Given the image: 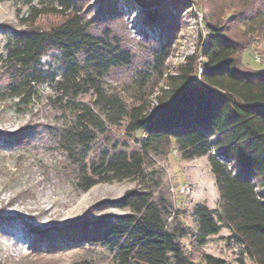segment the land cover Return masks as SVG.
Wrapping results in <instances>:
<instances>
[{
    "label": "trees",
    "instance_id": "obj_1",
    "mask_svg": "<svg viewBox=\"0 0 264 264\" xmlns=\"http://www.w3.org/2000/svg\"><path fill=\"white\" fill-rule=\"evenodd\" d=\"M0 1L27 7L21 27L0 50V104L13 101L23 113L38 87L49 85L44 102L60 115L51 138L74 169L76 191L136 183L108 202L119 214L94 220L89 210L68 225L31 227L35 250L89 245L107 249L102 264H198L208 237L225 227L253 264H264V66L253 70L242 62L254 41H264V0H199L204 34L196 52L172 70L165 61L179 15L188 9L184 2L140 1L144 24L158 29L163 42L134 68L131 52L109 26L92 29L84 0ZM47 15L60 21L36 24ZM50 53L56 74L41 64ZM118 130L124 139L115 136ZM21 133H7L5 143L20 142ZM172 151L182 160L205 156L214 178L217 208L194 204L195 228L165 196L154 195L161 174L153 160ZM203 261L225 264L209 254ZM98 262L89 256L73 264Z\"/></svg>",
    "mask_w": 264,
    "mask_h": 264
},
{
    "label": "rangeland",
    "instance_id": "obj_2",
    "mask_svg": "<svg viewBox=\"0 0 264 264\" xmlns=\"http://www.w3.org/2000/svg\"><path fill=\"white\" fill-rule=\"evenodd\" d=\"M140 1L153 0H84L83 3L85 18L94 23L92 29L99 32L109 26L121 45L131 52L134 68L148 60L151 51L163 42L158 29L144 24ZM179 1L186 3L188 9L179 15L176 37L165 61L168 70L182 63L185 56L194 54L200 34H204L205 18L199 8L200 1ZM26 10L22 3L0 1V50L7 35L21 27L19 19ZM232 12L226 10V17ZM59 21V17L47 15L38 18L36 24L48 27ZM261 41H254L242 55L243 64L250 69L259 70L264 66V49H257ZM255 50L261 53L260 63L254 60ZM52 54L43 56L41 64L49 66L56 74ZM128 72L126 69L117 74L114 84L122 82ZM49 88V85L38 87L37 97L23 113L17 111L13 101L0 104V264H73L89 256L102 264L101 256L108 253L104 247L73 245L54 251L34 247L37 240L31 227L68 225L81 220L89 210L94 220L107 214H119L121 210L109 207L108 202L118 199L136 184L123 180L99 183L85 192L76 191L74 169L51 138L50 130L60 122V115L44 102L51 93ZM18 131L23 137L20 142L5 143L7 133ZM114 134L121 140L125 138L122 131ZM153 161V168L161 174V184L154 195L165 196L175 210L182 212L185 224L196 226L191 217L194 204L202 202L209 208H217L218 192L205 156L182 160L172 151ZM183 184L191 187V194L179 193L178 187ZM229 236L230 231L225 227L209 236L195 262L205 264L203 254H209L225 260V264H253L243 246ZM183 243L187 245V239H183Z\"/></svg>",
    "mask_w": 264,
    "mask_h": 264
},
{
    "label": "built area",
    "instance_id": "obj_3",
    "mask_svg": "<svg viewBox=\"0 0 264 264\" xmlns=\"http://www.w3.org/2000/svg\"><path fill=\"white\" fill-rule=\"evenodd\" d=\"M257 49H264V41H261V42L259 43ZM260 54H261L260 51L255 50V53H254V60H255V62H257V63H260V62H261ZM201 71H202V68H201V66L199 65V66H198V73L200 74ZM178 191H179V193H181V194L189 195V194H191L192 189H191V187H190L188 184H183V185H180V186L178 187Z\"/></svg>",
    "mask_w": 264,
    "mask_h": 264
},
{
    "label": "crops",
    "instance_id": "obj_4",
    "mask_svg": "<svg viewBox=\"0 0 264 264\" xmlns=\"http://www.w3.org/2000/svg\"><path fill=\"white\" fill-rule=\"evenodd\" d=\"M210 208H213V207H210Z\"/></svg>",
    "mask_w": 264,
    "mask_h": 264
}]
</instances>
